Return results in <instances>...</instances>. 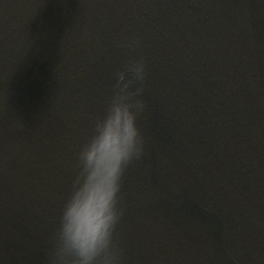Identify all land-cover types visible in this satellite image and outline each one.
Segmentation results:
<instances>
[{
  "label": "water",
  "instance_id": "95a60500",
  "mask_svg": "<svg viewBox=\"0 0 264 264\" xmlns=\"http://www.w3.org/2000/svg\"><path fill=\"white\" fill-rule=\"evenodd\" d=\"M141 57L120 264H264V0H0V264H49L80 146Z\"/></svg>",
  "mask_w": 264,
  "mask_h": 264
},
{
  "label": "clouds",
  "instance_id": "9594fccd",
  "mask_svg": "<svg viewBox=\"0 0 264 264\" xmlns=\"http://www.w3.org/2000/svg\"><path fill=\"white\" fill-rule=\"evenodd\" d=\"M145 77L142 57L116 73L110 102L77 154L78 171L60 214L49 264H120L113 235L123 212L122 176L144 151L136 120L144 110Z\"/></svg>",
  "mask_w": 264,
  "mask_h": 264
}]
</instances>
